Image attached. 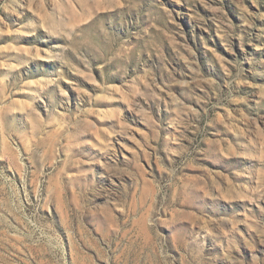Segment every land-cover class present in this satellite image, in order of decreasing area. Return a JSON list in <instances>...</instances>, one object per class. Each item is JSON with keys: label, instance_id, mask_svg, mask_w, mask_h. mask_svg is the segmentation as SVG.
<instances>
[{"label": "rangeland", "instance_id": "374dc122", "mask_svg": "<svg viewBox=\"0 0 264 264\" xmlns=\"http://www.w3.org/2000/svg\"><path fill=\"white\" fill-rule=\"evenodd\" d=\"M0 264H264V0H0Z\"/></svg>", "mask_w": 264, "mask_h": 264}]
</instances>
